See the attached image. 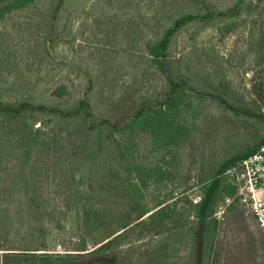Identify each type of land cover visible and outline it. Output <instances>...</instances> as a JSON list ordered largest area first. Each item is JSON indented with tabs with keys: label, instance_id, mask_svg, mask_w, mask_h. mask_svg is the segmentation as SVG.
<instances>
[{
	"label": "rangeland",
	"instance_id": "rangeland-1",
	"mask_svg": "<svg viewBox=\"0 0 264 264\" xmlns=\"http://www.w3.org/2000/svg\"><path fill=\"white\" fill-rule=\"evenodd\" d=\"M50 3L39 0L8 17L0 36V100L45 104L37 114L46 123L40 127L57 138L39 155L35 172L53 213L45 218L46 252L95 249L137 200L141 209L157 212L110 249L125 264H192L201 182L264 138V0H66L49 19L41 12ZM201 9L213 10L209 24L189 22L171 38L168 68L188 85L185 103L169 110L166 74L145 43L159 39L177 16ZM142 105L166 111L162 128L154 123L115 132L100 125L93 130L100 142L91 143L83 136L89 124L80 128L75 118L114 120ZM4 126L0 183L9 187L0 198L9 196L23 230L27 216L16 206L23 194L20 152ZM79 129L80 141H69ZM227 177L223 172L224 183ZM229 195L209 220L205 264H264V231L239 201L225 203Z\"/></svg>",
	"mask_w": 264,
	"mask_h": 264
},
{
	"label": "trees",
	"instance_id": "trees-1",
	"mask_svg": "<svg viewBox=\"0 0 264 264\" xmlns=\"http://www.w3.org/2000/svg\"><path fill=\"white\" fill-rule=\"evenodd\" d=\"M38 1L39 0H0V36L4 32L3 26L8 17L30 10ZM65 2L66 0H51L50 5L46 9L47 12L42 11L41 14H44V16L46 14L45 17H49V19L51 17L54 18V16L61 12ZM231 12L237 14V12L240 11L233 8ZM218 14L219 16L227 15L224 11H219ZM213 16L212 9L207 12L203 9L197 12H185L173 20L171 25L163 31L159 39L155 41L150 39L145 43L148 54L153 58V64L166 74L169 88L166 90L163 105L168 106L169 110H171V108H179L185 103L187 99L186 88L188 85V80L185 78H181L180 80L174 79L168 68L169 63L167 61V56L171 38L174 33L179 31L187 23L195 21L196 23L203 22L204 25L209 24ZM49 26L52 27L50 24ZM88 105L91 106L90 102ZM44 107L45 104L36 103L26 98L16 101L0 100V124L5 125L4 127L9 131V140L12 142L14 148L20 152L19 163H21L20 173L22 175L23 194H21L22 197L19 199L20 202L16 203V206L19 207V215L24 213L27 216V220H25L27 226L25 227L24 221L22 222V227L24 229H17V227L21 225H19V223L16 224L17 217L12 212L15 206H11L12 201H10L9 196L6 197L3 194V198H0V264H125L120 259V255L112 248L110 249V244L123 236L132 225L142 222L144 220L143 217L153 210L147 207L141 209V202L139 203L137 200H134L130 213H126L121 217L122 219H120L121 222L119 225L108 231L103 237L101 244L95 249L87 253H68V255H61L60 253L54 255L46 252L45 218L51 216L50 214L52 212L48 208L49 203L46 193L44 192V181L41 177L39 178L35 172L39 163V155L42 152L51 151L53 149L52 144L53 142H57V138L54 139V136L50 134L47 135L48 133L44 131V127H40L42 124L45 126L46 123L43 122L37 114ZM163 110V108L158 109L155 106L148 107L142 105L137 107L131 115L126 114L127 116H121L114 120L103 118L99 120L95 119L94 121L91 117L78 116L75 118L80 121V124L78 123L80 128L89 124L90 130H85L83 136L89 142L97 143L100 142V137L93 138V130L99 128L98 126L100 125L103 126L107 124L112 127L115 132L125 131L129 127L134 129L143 128L144 126L154 123H157V126L162 128L164 116L167 114L166 111ZM38 121L40 125L35 127ZM97 123L98 125H96ZM155 128L156 127H154V129ZM12 132H15V134L13 135ZM81 133L82 130L79 129L75 133L69 134L68 138L76 134L75 138L69 141H80ZM263 142L264 138L261 143ZM257 148L251 149L227 161L219 170L209 177H205L201 182L203 197L193 205L194 219L192 221L193 239L191 246L194 255L192 257V264H205L206 232L209 228V220L215 214L219 199L223 198L226 193L230 194L229 196L236 195V188L228 177V183H224L223 172L238 159L249 155L257 150ZM89 156H94V154H90ZM100 156L101 154H98V157ZM8 187L9 184L7 182L0 183V190L3 193L7 191L4 188ZM137 187L138 184L136 183L135 188ZM59 198L60 196L54 198L56 200V209L58 206L57 200ZM234 201H238V198L235 197ZM163 204L164 203L157 205L155 208L159 207V209H161L165 206ZM136 205L139 206L140 209H136ZM135 211H137V213H134ZM155 212H157V210L150 213L148 216H154ZM100 216L101 214L96 211L95 219ZM102 218L104 219V217ZM148 264H154V262L151 260Z\"/></svg>",
	"mask_w": 264,
	"mask_h": 264
},
{
	"label": "built area",
	"instance_id": "built-area-1",
	"mask_svg": "<svg viewBox=\"0 0 264 264\" xmlns=\"http://www.w3.org/2000/svg\"><path fill=\"white\" fill-rule=\"evenodd\" d=\"M225 174L236 188V198L255 216L264 231V142L257 150L238 159ZM234 197L228 196L225 203L230 204ZM219 207V214L224 212Z\"/></svg>",
	"mask_w": 264,
	"mask_h": 264
},
{
	"label": "crops",
	"instance_id": "crops-1",
	"mask_svg": "<svg viewBox=\"0 0 264 264\" xmlns=\"http://www.w3.org/2000/svg\"><path fill=\"white\" fill-rule=\"evenodd\" d=\"M261 141H262V139L261 140H257V141H255V145L253 146V148L252 149H255V148H257L258 146H259V144H261ZM215 213H217V211H215ZM251 223V222H250ZM251 226H252V224H251ZM250 227V226H249ZM251 228V227H250ZM249 228V229H250ZM254 229V228H253ZM251 235V234H250ZM250 235L248 236L247 235V240L249 239V237H250ZM253 241H256V240H253ZM192 245V244H191ZM191 249H192V246H191ZM251 251H252V249H251V247L249 248ZM191 252H192V255H191V259H192V257H193V255H194V252H193V250H191ZM240 261V260H239ZM254 262V261H253Z\"/></svg>",
	"mask_w": 264,
	"mask_h": 264
}]
</instances>
